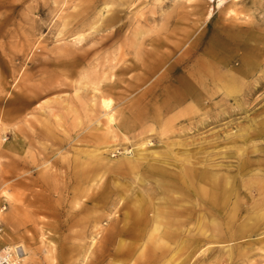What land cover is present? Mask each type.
Masks as SVG:
<instances>
[{
    "label": "rangeland",
    "instance_id": "rangeland-1",
    "mask_svg": "<svg viewBox=\"0 0 264 264\" xmlns=\"http://www.w3.org/2000/svg\"><path fill=\"white\" fill-rule=\"evenodd\" d=\"M0 3L1 247L16 250L22 246L28 253L27 259L22 257L23 264H154L151 257L158 255V225L147 230L144 239L137 242L136 254L130 258H112L119 249H128L130 237H126L124 248L106 240L110 230L113 236L115 233L111 222L127 214V222L131 223L140 215L134 200L141 194L145 201H153L152 206H159L163 216L172 219L166 202L187 193L185 184L181 192L174 194L169 189L171 178L118 161L143 142H151L153 152L160 158L152 162L171 171L172 176L184 169L181 161H185L198 171L207 168L219 175L220 185L225 177H234L239 189L227 214L237 203V226L248 215L264 214L263 209H255L247 215L244 207L246 203L250 206V199L244 194L258 197L256 185L250 188L251 192L244 185L264 178L239 169L241 156L243 160L256 157L245 149L264 146V138L246 143L217 139L238 131L240 134L251 123L264 124V80L255 85L248 102L245 95L253 88L256 76L239 75V81L232 83L218 73L223 67L230 69L240 64L242 51L233 43L235 38L249 46L255 45V36L264 38V0H225L221 7L217 0ZM66 19L72 20L73 25L61 37ZM84 20L88 25L82 27ZM230 23L242 24L248 31L244 34L243 29ZM226 24L228 28L220 34ZM97 29L99 33H95ZM81 35L86 38L82 44L85 53L81 56L66 52L64 43ZM225 40L232 44L226 45ZM86 56L75 75L54 66L58 62L71 65L74 59ZM189 74H202L208 90L219 86V93L205 103V109L200 99L177 104L184 77ZM49 85L51 90L46 89ZM76 89L84 102H97L100 97L111 102L114 132L108 130L105 122L95 131L90 129L93 118L89 106L82 104L76 114H67L60 103L67 100L77 104ZM228 94L232 97L227 98ZM223 97L234 107L246 100L245 109H236L219 121L208 116L209 124L201 129L190 124L206 112H218L219 106L214 104H224ZM104 111L99 108L98 112ZM200 147L203 149L197 154ZM103 160L117 165L107 168ZM217 164L222 167H214ZM75 167L80 168L77 175L85 182L79 189L75 188ZM196 182L212 189L207 182ZM189 188L192 191L193 187ZM95 189L97 201H91ZM145 190H149L151 197L145 195ZM223 191L219 189L217 194L221 196ZM106 195L111 197L110 204L99 201ZM117 201L120 205H114ZM123 202H127L126 210L121 208ZM154 210L150 215L155 218L158 209ZM100 221L102 225H98ZM198 224L190 232L184 230L186 240L201 236ZM213 230L208 227L209 232ZM228 233L232 234V230ZM262 237L264 228L257 233L230 237L229 241L206 239L187 264H246L237 254L231 263L227 247ZM172 247L168 259L181 260L186 251L191 252L185 249L183 240ZM250 259L255 260L253 253Z\"/></svg>",
    "mask_w": 264,
    "mask_h": 264
},
{
    "label": "bare ground",
    "instance_id": "bare-ground-1",
    "mask_svg": "<svg viewBox=\"0 0 264 264\" xmlns=\"http://www.w3.org/2000/svg\"><path fill=\"white\" fill-rule=\"evenodd\" d=\"M193 1V0H189ZM211 1V0H210ZM225 0H217L218 6L221 7L224 4ZM238 2L239 0H235ZM1 2V0H0ZM1 6V3H0ZM211 13L207 16H209ZM73 25V21L70 19H66L64 23V31L59 33V36H64L65 31L69 29ZM82 27H85L88 25V21H83ZM230 25H233L234 27L238 26L239 30L240 28L243 29L244 34L248 31V28H243L244 26L230 23ZM246 26V25H245ZM94 29V27H92ZM228 28V24L224 28H221V31H219L220 34L225 33V30ZM123 30V27L118 29V34ZM140 31L139 33H141ZM95 33H99V30L97 29ZM96 38V37H95ZM94 38V39H95ZM86 41V38H84L82 35L78 36L73 42L68 41L64 43L63 47L66 49V52H70L71 54H74L75 52L78 53V55H83L85 53L84 47L82 46L83 42ZM104 41V40H103ZM233 43H236L241 48L242 51L240 56V64L238 67H223L219 68L218 71L219 76L226 77L231 80V82H237L239 81L237 78L238 76L242 77H255L256 80L254 81L255 84L253 85V88L250 89L249 92L245 95L246 100L250 102V100L253 97V92L255 91V85H260V81L264 80V38L262 37H254L253 41L255 43L254 46H249L246 42H238L235 38L233 40ZM226 45H231V41H223ZM262 44V46H260ZM237 53H239V51ZM33 51V49H32ZM205 51V49H204ZM88 57H84L81 60L78 58L74 59V62L70 64L58 62L54 66L63 67L67 71L74 72V75L77 74L80 66L83 64V61L86 60ZM107 62V61H106ZM190 60L186 61L187 64H189ZM259 73V75H258ZM182 94H180L179 101L177 104L185 103L186 101H196L198 99L201 100V104L203 105V109L208 107V105H205V103L208 104V102L217 96L219 93V86L216 84V88L214 90H208V84L205 83V77L202 74L199 75H191L184 77V83ZM52 85H49L46 87V89L51 90ZM257 88V86H256ZM231 91V90H230ZM80 90H75L74 93V99H76V103L74 104V101H64L60 103L64 110H66L68 115H73L78 112V109L83 106H89L90 111L89 115L93 118L91 120L93 123L90 126V129L92 131H95L100 126V123L105 122L106 126L108 127V130L110 132H114L113 129V123L115 121V117L111 111V102L107 100H102V97L99 98V100L96 102L95 100H90L89 102H84V99L80 96ZM227 98H231L232 95L228 94L226 95ZM226 97H223L221 100L224 104H214L218 107V112L214 114H208L207 112L203 114L202 118L197 119L195 122L190 123L191 125H195L198 129H201L202 127H205L207 124H209V117H213L214 120H222L226 114H230L232 112H237L236 109H245L246 100L242 101L241 104H238L236 107L229 105L228 101H226ZM226 99V100H225ZM245 103V104H244ZM78 104L80 105L78 107ZM99 108L105 109L104 112H98ZM206 116V117H205ZM252 121V120H251ZM264 138V124L260 126H256V124L251 123L250 127L247 130L241 131L239 134L238 132H235L233 134H227L226 136L223 135V137L218 136L217 139H223V141H230L233 143L239 142V140H242L243 143L251 142L257 138ZM151 143V142H150ZM149 142H143L134 150L131 152L126 153L124 156H122L118 161L119 162H126L129 164H133L136 166H140L148 171H156L158 173V176L160 177H169L172 180L169 182L171 185H169V189L171 192L179 193L182 191L183 184L187 186L186 189V195L182 194V196H173L169 200L168 205L169 208L168 214L172 216V219H168L167 217L163 216L162 213H160V207L158 206L156 208V204L152 206L150 203V199L147 198V201H145L143 198L144 194H141L139 198L134 200V205L138 209V213L140 215L137 216L136 219H134L133 222H127V214H125L122 218L118 219V221L111 222L110 227L112 226V230L115 231L114 236L111 234V230L109 231V234H106V240L108 243H112L113 245H119V248L125 247V241L126 237H130L131 243L128 244L127 250H120L116 251L115 255H112V258H119L121 256H124V258H130L133 257L136 254L137 248H138V241H141L144 239L147 230L155 225H158L155 229V232L158 233V255L154 254L151 257V260L154 264L158 262V264H187L189 263L195 255L201 250V244L206 241V239H212V240H227L229 241V238H234L237 236H244L245 233H257L259 229L264 225V214H258L255 213V215H248L250 211H260L258 209L264 210V181H251L250 183H246L244 186L249 188V191L251 192L250 188H253L254 185L257 186L258 190L255 192L258 193V197L256 199L255 195L252 193L244 194V196L248 199H250V206L246 205L244 206L246 209L247 217H244L242 221H240L239 225L237 226V221L239 220V206L237 203H235L234 207L232 208V213L227 214V210L230 209V206L234 204L232 203V197L234 194H236V191L239 189L238 182L236 179L231 176L225 177L223 182V185H220V177L219 175L212 174L210 169L204 168V170L198 171L194 166H189V164H186L185 161H181V167L184 169H181V172L176 173V175L172 176L173 173L167 169L161 168L157 165H155L152 160L153 159H160L158 158V154L156 152H153V149L151 148V144ZM203 147H200L196 150L197 154L201 152ZM193 150V149H192ZM191 150V151H192ZM244 150V149H241ZM246 153H255L256 157L253 159L247 158L243 160V156L240 157V166L239 169L243 173H255L256 176H262L264 178V146L263 145H255L251 146L247 149H245ZM244 154V153H243ZM99 156L103 155L98 154ZM180 159V158H178ZM181 160V159H180ZM210 159L206 158V161ZM105 161V160H103ZM206 163V162H205ZM178 164V163H177ZM104 165L107 168L113 167L112 165L116 166L117 162L114 163L110 160H107L104 162ZM214 167H222L221 165L217 164L214 165ZM247 167H250V171L248 172ZM74 174L76 177V189L80 188L79 185H84V179H82L81 175H77L78 171H80L79 167H75ZM183 174V175H182ZM181 175V176H180ZM81 177V179L79 178ZM179 176V177H178ZM196 180L202 182H207L208 186L211 187V190L207 189V186L200 185L199 183H194ZM189 186L193 187L192 191ZM219 189H223L224 194L219 196L217 194ZM96 191H92V195L90 197L91 201H97L96 197ZM145 195L147 197H151V194H149V190H145ZM194 193L196 196H193ZM192 194V196H190ZM262 197V198H261ZM197 198V199H196ZM261 198V200H259ZM99 201L106 202L107 204H110L111 197L106 195L104 197H101ZM120 202H115L114 205H120ZM160 205V203H158ZM133 205V207H134ZM127 202H123L121 205V208L126 210ZM167 206V205H165ZM164 206V207H165ZM153 209H158V214L155 216H151ZM164 214V213H163ZM167 218V219H165ZM111 220V219H110ZM197 223L199 226V229L202 230V234L200 237H197L196 235L193 237H189L187 240L185 239V236L183 235L184 230H188L189 232L192 230L193 227ZM98 225H102V221L99 222ZM212 226L214 228L213 232L208 231V227ZM131 229H129V228ZM233 228L236 229V231H233ZM108 229V228H107ZM228 234V236L224 237L225 232ZM232 230V234H229L228 231ZM128 231V232H127ZM131 231V232H130ZM261 231V230H260ZM104 232H108L104 230ZM183 240L185 243V249L191 250V252L186 251L185 258L181 260H172L168 259L170 254H172V245H179V241ZM238 240V239H235ZM94 244V243H93ZM165 249H164V248ZM10 248V247H9ZM18 250L22 249V246L17 247ZM193 248V250H192ZM228 256L231 260V263H234V256L237 254V257L244 258L245 260L243 263L246 264H264V237L259 238L258 240H254L253 242H244L239 245L235 246H228ZM23 250V249H22ZM250 253L254 254V259H250ZM258 253V254H256ZM195 254V255H194ZM25 258L27 259L28 253L27 251L23 250V254ZM194 255V256H193ZM259 256L260 259H257L256 256ZM21 256V254L19 255ZM33 264V263H32Z\"/></svg>",
    "mask_w": 264,
    "mask_h": 264
},
{
    "label": "built area",
    "instance_id": "built-area-1",
    "mask_svg": "<svg viewBox=\"0 0 264 264\" xmlns=\"http://www.w3.org/2000/svg\"><path fill=\"white\" fill-rule=\"evenodd\" d=\"M5 208H3L4 210ZM3 233V225L0 222V239ZM21 254V256H19ZM23 251L21 249L13 250L9 247L0 246V264H23Z\"/></svg>",
    "mask_w": 264,
    "mask_h": 264
}]
</instances>
